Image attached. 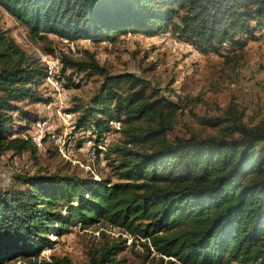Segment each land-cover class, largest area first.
<instances>
[{"label":"trees","instance_id":"trees-1","mask_svg":"<svg viewBox=\"0 0 264 264\" xmlns=\"http://www.w3.org/2000/svg\"><path fill=\"white\" fill-rule=\"evenodd\" d=\"M0 6L39 38L100 42L170 27L201 52L251 34L252 21L264 22V0H0ZM84 54L62 55L60 71L103 77L100 93L75 124L78 130L93 126L99 137L116 115L124 137L117 181L57 173L21 177L22 187L0 192V264L16 258L74 264L67 256L39 258L49 235L100 222L141 240L149 264H264V122L246 125L243 112L230 106L224 116L203 119L225 125L227 135L169 140L176 105L148 93L143 78L110 74L92 52ZM46 75V65L0 28V151L35 155L30 138L8 133L12 113L20 110L16 102L35 96L34 86ZM143 144L144 151L127 148ZM124 242L92 248L87 264H119Z\"/></svg>","mask_w":264,"mask_h":264},{"label":"rangeland","instance_id":"rangeland-1","mask_svg":"<svg viewBox=\"0 0 264 264\" xmlns=\"http://www.w3.org/2000/svg\"><path fill=\"white\" fill-rule=\"evenodd\" d=\"M251 25V34L201 52L170 27L152 36L127 33L100 42L70 41L53 34L39 38L0 6V28L33 59H40L47 72L34 86L35 96L16 102L20 110L12 113L8 133L9 137L30 138L36 153L0 151V192L22 187L21 177L38 173L117 181L114 167L121 159L117 149L123 146L124 137L119 131L121 122L113 119L116 115L99 137L93 126L78 130L75 124L91 99L100 93L103 77L70 69L62 73V55L83 58L84 51L89 50L110 74L132 73L146 80L148 93L164 96L176 105L173 127L167 133L169 140L191 134L227 135L225 125L212 126L203 119L224 116L230 106L243 112L241 121L246 125L264 122V22L252 21ZM69 74L77 87L68 82ZM126 90L127 84H123L120 91ZM127 148L144 151L147 145ZM49 240L39 258L67 256L74 264H87L92 248L125 240L124 249L116 256L119 264H149L141 240L107 223L85 228L76 225L62 236L50 234ZM4 264L27 261L16 258Z\"/></svg>","mask_w":264,"mask_h":264},{"label":"built area","instance_id":"built-area-1","mask_svg":"<svg viewBox=\"0 0 264 264\" xmlns=\"http://www.w3.org/2000/svg\"><path fill=\"white\" fill-rule=\"evenodd\" d=\"M48 65H50L49 63H48ZM53 66V65H52Z\"/></svg>","mask_w":264,"mask_h":264},{"label":"bare ground","instance_id":"bare-ground-1","mask_svg":"<svg viewBox=\"0 0 264 264\" xmlns=\"http://www.w3.org/2000/svg\"><path fill=\"white\" fill-rule=\"evenodd\" d=\"M48 66H50V65H48ZM53 67V66H52Z\"/></svg>","mask_w":264,"mask_h":264}]
</instances>
